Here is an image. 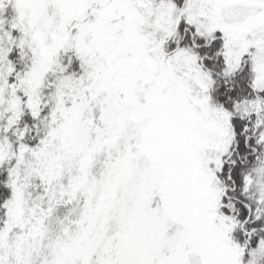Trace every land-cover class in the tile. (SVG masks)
Returning <instances> with one entry per match:
<instances>
[{
	"label": "snow or ice",
	"instance_id": "obj_1",
	"mask_svg": "<svg viewBox=\"0 0 264 264\" xmlns=\"http://www.w3.org/2000/svg\"><path fill=\"white\" fill-rule=\"evenodd\" d=\"M0 264H264V0H0Z\"/></svg>",
	"mask_w": 264,
	"mask_h": 264
}]
</instances>
